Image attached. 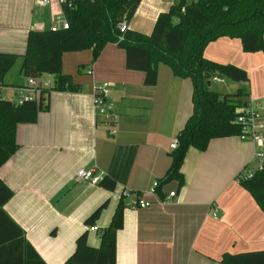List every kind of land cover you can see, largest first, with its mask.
Segmentation results:
<instances>
[{
  "label": "crops",
  "instance_id": "0c3cea01",
  "mask_svg": "<svg viewBox=\"0 0 264 264\" xmlns=\"http://www.w3.org/2000/svg\"><path fill=\"white\" fill-rule=\"evenodd\" d=\"M173 2L140 0L129 29L151 35ZM64 14L60 0L45 6L37 0H0V52L23 55L30 31L49 29ZM204 57L248 74L247 81L231 80L218 92L243 89L247 97L264 98V47L248 52L240 38L224 36L206 45ZM21 64L20 57L0 89L11 92L14 101L18 89L29 91ZM62 69L75 89L52 90L49 108L36 121L17 125L19 147L0 167V178L14 192L3 209L46 263L68 264L86 231L88 243L99 247L121 200L124 225L117 232L116 264H225V253L264 249V211L236 180L255 161L260 150L255 143L233 135L213 138L203 151L190 147L181 167L184 184L162 183L173 161L172 143L193 113L191 78L160 62L156 84L147 85L146 73L127 67L126 49L116 42H108L97 58L93 49L65 52ZM38 80L54 85L55 76ZM103 83H111L108 102L118 115L109 125L94 104V88ZM81 169L100 179L110 176L115 190L78 178ZM155 181L162 198L172 191L176 196L132 208L133 194L150 198ZM125 191L133 194L124 197ZM106 201L94 225L98 231H90L86 219Z\"/></svg>",
  "mask_w": 264,
  "mask_h": 264
},
{
  "label": "trees",
  "instance_id": "16d2710c",
  "mask_svg": "<svg viewBox=\"0 0 264 264\" xmlns=\"http://www.w3.org/2000/svg\"><path fill=\"white\" fill-rule=\"evenodd\" d=\"M63 5L69 20L68 29L31 30L27 50L23 55L0 52V86L21 57L20 72L26 78L55 76L54 85L42 90L38 99L19 104L12 99H0V167L17 151L16 128L19 123L34 122L40 111L49 108L47 96L52 90L75 89L69 75L63 74L65 52L93 49L97 58L108 42L125 47L127 67L146 73V84L155 85L158 64H168L180 77L191 78L194 85L193 113L178 134L179 147L172 152V165L162 183L176 179L184 184L181 171L190 147L206 150L213 138L241 134L235 122L236 110L249 97L243 89L235 93H220L211 89L213 77L247 81V72L234 64H222L204 57L206 45L220 37H236L244 49L256 52L264 47V0H180L169 12L161 13L151 35L130 29L122 34L119 21L130 20L140 0H69ZM123 38V39H122ZM242 184L264 211V164ZM99 185L114 191L116 181L106 175ZM160 192V191H159ZM14 192L0 178V264H48L25 238L22 228L4 211V204ZM107 201L87 219L94 226ZM124 225V205L121 200L109 227L101 233V245L88 243V232L76 241V250L68 264H116L117 232ZM225 264H264V249L238 254L225 253Z\"/></svg>",
  "mask_w": 264,
  "mask_h": 264
},
{
  "label": "built area",
  "instance_id": "2783aa9c",
  "mask_svg": "<svg viewBox=\"0 0 264 264\" xmlns=\"http://www.w3.org/2000/svg\"><path fill=\"white\" fill-rule=\"evenodd\" d=\"M62 5L69 3L71 5V1L69 0H60ZM37 3L40 5H48L49 0H37ZM118 28L122 34L126 33L129 29V21L127 19H123L119 21ZM70 27V23L66 15L57 16L55 19V24L51 27L53 31H56L60 28L68 29ZM123 39V38H122ZM219 81L220 79L217 78ZM52 87V84L49 82H39L38 78L28 77L27 85L24 86L26 90L33 91L34 94L29 93V91L24 93V89H18L20 92L17 95L16 102L19 104H23L28 100L38 99L42 93V90L49 89ZM111 83H103L96 85L94 88V104L96 111L102 114L105 117V122L109 125L115 123L118 119L117 113L113 111V106L108 102V95L110 92ZM2 87L0 86V89ZM9 99L5 98L0 91V99ZM236 120L235 122L241 127V134L239 138L243 141H250L255 143L260 150L255 154V161L258 162L259 167L255 170L243 169L237 175V182H241L242 179L250 178L253 176L254 172L257 169H262L264 164V98H251L249 97L247 103L243 106H240L236 110ZM111 134L115 133V130H110ZM172 150H175L179 147V140L176 138L172 143ZM77 177L89 181L93 184H96L100 181L99 176H97L93 170H85L81 169L77 173ZM160 186V181H155L152 188L147 192L150 196L147 197L143 193H131L125 191L123 193L124 197H129L133 194L131 199V207L132 208H146L154 203H162L165 201H171L177 194L176 191L170 192L165 197H161L158 193V188ZM216 215V213H214ZM90 231H98L96 226H90Z\"/></svg>",
  "mask_w": 264,
  "mask_h": 264
},
{
  "label": "rangeland",
  "instance_id": "374dc122",
  "mask_svg": "<svg viewBox=\"0 0 264 264\" xmlns=\"http://www.w3.org/2000/svg\"><path fill=\"white\" fill-rule=\"evenodd\" d=\"M180 0H174V2H173V4H177L178 2H179ZM170 7H171V3L169 4V9H170ZM17 66H15L14 68H12V72L14 73V72H16V70H17V68H16ZM168 69V68H167ZM217 78L218 77H213V79H212V84H211V88L213 89V90H219V91H223V89H224V86L226 85V83H229V81H231L230 79H228V78H226V77H219V81H217ZM9 78L7 77V80H8ZM233 81V80H232ZM233 83H235L234 81H233ZM2 94H3V96L5 97V98H12L13 97V95H12V93L11 92H2ZM260 149V148H259ZM258 149V150H259ZM263 151H264V149H263ZM259 167V165H258V163H257V161H254L252 164H251V166L249 167V169L248 170H255L256 168H258Z\"/></svg>",
  "mask_w": 264,
  "mask_h": 264
}]
</instances>
